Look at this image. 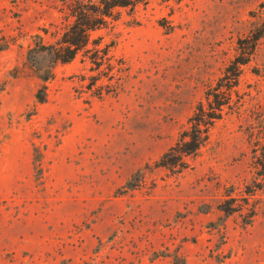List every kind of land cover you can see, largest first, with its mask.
I'll return each instance as SVG.
<instances>
[{"label": "rangeland", "instance_id": "1", "mask_svg": "<svg viewBox=\"0 0 264 264\" xmlns=\"http://www.w3.org/2000/svg\"><path fill=\"white\" fill-rule=\"evenodd\" d=\"M125 1L0 0V264H264V0ZM81 9L104 26L39 104Z\"/></svg>", "mask_w": 264, "mask_h": 264}, {"label": "trees", "instance_id": "2", "mask_svg": "<svg viewBox=\"0 0 264 264\" xmlns=\"http://www.w3.org/2000/svg\"><path fill=\"white\" fill-rule=\"evenodd\" d=\"M143 0H126L123 3H115L114 7H128L130 5L137 6ZM98 15L102 18L110 17L106 11L98 9ZM99 23H90L86 9H81L78 14L77 21L69 28L62 40L57 45L49 47L42 46V49H34L33 53H44L48 55L52 62L47 69L42 67L35 59H31L36 68L37 78L41 81L42 86L37 92L36 99L39 104L47 102V84L55 78L54 67L57 64H69L76 56L86 49L90 43V33L101 29L104 25ZM39 46V45H38ZM231 89V88H230ZM229 89V90H230ZM224 104H218L215 111L219 112L206 119V113L203 103L199 105L197 111L189 120L190 128L185 131L178 140L177 144L172 147L161 159V167L172 170L174 173H181L188 168L186 162L187 157H195L207 144L210 132L216 121L220 120L223 115Z\"/></svg>", "mask_w": 264, "mask_h": 264}]
</instances>
